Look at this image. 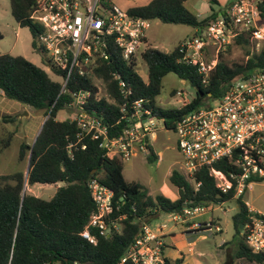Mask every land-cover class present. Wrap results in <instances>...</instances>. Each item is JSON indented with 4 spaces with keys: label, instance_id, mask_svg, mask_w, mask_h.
Returning <instances> with one entry per match:
<instances>
[{
    "label": "trees",
    "instance_id": "1",
    "mask_svg": "<svg viewBox=\"0 0 264 264\" xmlns=\"http://www.w3.org/2000/svg\"><path fill=\"white\" fill-rule=\"evenodd\" d=\"M211 1L219 4L217 0ZM187 2L152 0L145 6L128 10V13L144 20L183 25L194 30L205 28L217 15V11L211 7L208 17L201 19L187 8ZM36 7L37 0H11V15L21 28L30 31L33 49L43 56V62L48 66L50 60L39 44L43 28L30 18ZM2 40L3 35L0 33ZM236 46L243 50L247 59L241 64L230 66L221 56L207 86L202 84L198 65L182 61L184 54L180 45L170 52L152 47L144 51L142 60L148 68L147 82L137 72L136 59L126 61L120 51L112 47L108 60L99 61L93 68V74L102 81L114 103L110 104L105 99H92L87 109L103 118L109 139L118 137L126 126L124 121H120L121 106L138 100H144V107L151 109L159 119H164L167 131L174 132L177 120L207 99V94L217 99L222 95L225 85L234 78L264 68V48L258 54L252 53L251 44L244 37L236 41ZM52 72L64 74L55 68ZM117 74L125 82L129 95L123 94L115 78ZM169 74L176 75L196 89V97L189 105L180 109H166L157 105L156 99L161 95L163 80ZM61 87V83L54 81L47 71L24 57L0 55V92L8 99L41 111L46 118L35 142L20 146L19 162L29 158L28 175L21 171L0 175V264H132L122 263L121 259L135 242L144 223H152L162 215L180 213L186 207L231 201H235L238 209L233 216L236 234L232 244L235 250L225 256L224 264H234L236 260L264 264V255L252 252L243 235L244 230L240 229L251 222L244 195L235 199L233 192L223 194L209 170L204 168L196 173L194 183L181 171L172 172L170 182L179 190L177 200L163 195L152 198L144 185L125 179L124 162L117 155L109 153L102 146V140L84 136L83 141L78 143L80 129L77 123L57 120L58 114L72 102V93L79 90L97 92L94 79L74 74L68 84L69 93L58 99ZM198 91L206 95L201 97ZM173 93L175 95L176 92ZM6 119L3 118V121L10 122ZM12 139L13 134H10L6 140H0V144H4L7 149ZM70 145H73L71 153L68 150ZM148 150L149 161H157L158 157L150 144ZM216 168L228 174L226 163L220 162ZM95 178L113 191V213L110 220L122 225V230L107 238L101 236L98 229L92 228L91 233L97 239L96 244H93L83 238L82 233L97 211L88 186ZM26 182L29 187L63 186L57 189L51 199L44 200L30 194L24 195ZM258 182H264V179ZM197 183L201 184L198 190ZM202 231L195 234L201 235ZM167 264H184V258L168 260Z\"/></svg>",
    "mask_w": 264,
    "mask_h": 264
},
{
    "label": "built area",
    "instance_id": "2",
    "mask_svg": "<svg viewBox=\"0 0 264 264\" xmlns=\"http://www.w3.org/2000/svg\"><path fill=\"white\" fill-rule=\"evenodd\" d=\"M102 1L37 0V7L30 18L43 28L39 44L50 60L48 70L55 68L64 72L54 74L61 78L58 99L69 93L68 84L74 74L94 79L97 92L76 91L71 94L72 102L67 107L75 110L70 121L76 122L80 129L78 143L83 141L84 136L102 140V146L109 153L126 162L136 154H149L148 144L151 136L158 132L157 123H162L163 129L167 130L165 121L144 107V100L124 103L120 121H124L126 126L118 137L109 139L103 118L87 109L92 99L114 103L105 87L96 83L102 81L93 74V68L99 61L108 60L112 47L120 51L124 60L134 58L137 61L149 47L147 32L152 21L131 16L128 11L110 4L100 7ZM216 11L217 15L205 28L196 29L194 36L179 44L184 54L182 61L198 65L204 86L209 84V77L220 55L236 46L238 39H248L252 53L258 54L264 48V0H237L224 10ZM115 78L123 94L129 95L121 76L117 74ZM207 100H213V104L207 103ZM190 103L185 102L183 107ZM174 134L183 161L181 172L191 183L195 182L196 173L205 168L223 194L233 192L235 199L243 196L254 183L264 179V68L234 78L225 85L217 99L207 96L201 104L177 120ZM72 147L69 146V153ZM220 162L226 163L228 174L216 168ZM200 185L196 184L197 190ZM88 186L97 211L82 237L96 244L92 228L98 229L100 235L107 238L122 229H119L120 224L110 220L113 191L98 178L92 179ZM222 205L186 207L180 213L160 216L157 219L160 221L144 223L121 262L167 264L165 237L171 229L180 228L184 233L199 230L203 233L221 232L214 218L207 222H200L199 218L216 209L223 210ZM249 212L251 222L243 226V235L254 254L264 255V215L252 208Z\"/></svg>",
    "mask_w": 264,
    "mask_h": 264
},
{
    "label": "rangeland",
    "instance_id": "3",
    "mask_svg": "<svg viewBox=\"0 0 264 264\" xmlns=\"http://www.w3.org/2000/svg\"><path fill=\"white\" fill-rule=\"evenodd\" d=\"M217 1L219 4H215L211 0H188L186 6L194 13H199L202 18H206L211 7L222 11L231 3V0ZM131 3L142 4L147 3V0H103L100 7L110 4L123 11H128L127 7ZM0 33L3 35V40L0 41V55L22 56L47 71L54 81L61 82V78L54 76V73L48 70L43 62V56L33 49V38L30 31L27 28H21L13 19L11 0H0ZM195 34L196 31L192 27L167 25L159 21H152L148 31L151 47L162 52L172 51L180 43ZM220 56H223L230 66L241 64L246 60L243 50L238 46L229 48ZM137 72L145 82L148 81V68L142 57L137 59ZM96 83L104 88L101 82ZM174 91L176 93L172 95ZM196 93V89L188 82L180 80L174 74H169L163 80L161 95L156 99V102L162 108L180 109L183 108L185 102H192ZM207 103L213 104V100H207ZM74 113L73 108H66L58 114L57 120H70ZM5 117L8 121L11 120L8 117L13 118L14 121L5 122L3 121ZM43 117L44 114L41 111L21 105L5 96H0V140H6L10 134H13L9 148L5 149L4 144H0V175H12L18 171L27 175L29 158L22 163L19 162L20 146L23 143L32 145L35 142ZM163 127L162 123H157L158 132L155 136H151L149 143L159 160L151 163L148 159L149 155L136 154L131 160L124 162V176L128 182L143 184L152 198L163 195L175 201L179 198V190L170 182V176L174 170L182 171L183 161L177 150L176 135L172 131L164 130ZM25 186L26 194L49 200L63 185L29 187L26 182ZM244 200L248 208L264 215V182L254 183L252 188L244 194ZM221 207L223 210L216 209L199 218L200 222H207L208 219L215 218L217 220L215 223L221 227V232L217 233L213 230L198 237H187L179 244L183 254L186 255V263L184 261V264H224L225 256L234 253L235 246L232 242L236 230L233 225V216L238 212L237 205L235 201H231ZM119 229H122V225ZM228 243L230 245L226 246ZM188 244L190 249L194 248L192 256ZM234 264L252 263L236 260Z\"/></svg>",
    "mask_w": 264,
    "mask_h": 264
},
{
    "label": "crops",
    "instance_id": "4",
    "mask_svg": "<svg viewBox=\"0 0 264 264\" xmlns=\"http://www.w3.org/2000/svg\"><path fill=\"white\" fill-rule=\"evenodd\" d=\"M151 1L152 0H147V3H142V4H140V3H137V4L131 3L127 8H128V10H130L132 8L142 7V6H145V5L149 4ZM197 14H198L199 18H202V16L199 13H197ZM147 42H148L149 46L151 47V41L149 39L148 32H147ZM0 96H4V95L0 92ZM45 121H46V118L44 116L43 119L41 120L40 128H39V131L37 133V136H38L42 126L44 125ZM149 195H150V193H149ZM163 216H161V217H163ZM214 220H216V219L214 218ZM198 236L199 235L195 234V233H187V232L184 233L180 228H172L170 233H168L166 235V237H165V241H166V255H167L168 259L169 260H176L178 258H184V261L186 263V255L183 254V251L179 247V244H181L182 240H184L185 238L187 239V237L194 238V237H198ZM187 246H188L189 252L191 253V256H192L194 248L190 249L189 248V244Z\"/></svg>",
    "mask_w": 264,
    "mask_h": 264
},
{
    "label": "water",
    "instance_id": "5",
    "mask_svg": "<svg viewBox=\"0 0 264 264\" xmlns=\"http://www.w3.org/2000/svg\"><path fill=\"white\" fill-rule=\"evenodd\" d=\"M198 94L201 96V97H204L206 94L205 93H203V92H200V91H198ZM206 96H208V97H211V94H207ZM43 127V126H42ZM42 129V128H41ZM41 131V130H40ZM40 133V132H39ZM39 135V134H38ZM147 142H149V139H147ZM28 173H29V169H28V172H27V175H28ZM24 195L26 194V186L24 187ZM241 229H243V226H241Z\"/></svg>",
    "mask_w": 264,
    "mask_h": 264
}]
</instances>
